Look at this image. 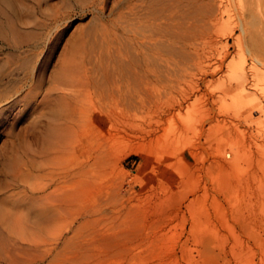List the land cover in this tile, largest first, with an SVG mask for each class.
<instances>
[{
	"label": "rangeland",
	"instance_id": "374dc122",
	"mask_svg": "<svg viewBox=\"0 0 264 264\" xmlns=\"http://www.w3.org/2000/svg\"><path fill=\"white\" fill-rule=\"evenodd\" d=\"M81 2L0 0V95L13 94L0 101V264H264V57L219 35L221 70L179 62L168 84L138 55L147 28L136 19L127 36L118 20L127 0H106L102 16ZM236 17L224 31L237 35ZM69 58L88 84L59 144L54 86ZM21 67L39 77L33 97ZM238 69L245 79L228 85Z\"/></svg>",
	"mask_w": 264,
	"mask_h": 264
},
{
	"label": "bare ground",
	"instance_id": "6f19581e",
	"mask_svg": "<svg viewBox=\"0 0 264 264\" xmlns=\"http://www.w3.org/2000/svg\"><path fill=\"white\" fill-rule=\"evenodd\" d=\"M81 1L83 2V5L90 4L92 9L94 10V14L96 12L98 15L102 16V14L104 13L106 0H81ZM127 1L128 2L125 3L126 6L124 5L126 7V12H123L125 14L122 16H120L118 14L120 16L118 20L121 21L122 18L124 19V20H122V22L126 23V26H124V30H125V32L128 33L127 36L132 31L130 25L135 24L133 22H136V19H137L138 23L141 24V25H139L140 27L147 28V30H146L147 33H143L141 35L142 40L138 42L139 46L141 48V49L137 48L138 55L141 56L143 54L146 60H150V59L154 60L155 65L157 67V70L159 72H163L165 74V76L167 77L168 84L171 83V72L173 71V65L176 63H179V62L184 64V65H186L187 63H191V64L193 63L196 67L201 68V69L207 68L208 66L212 65L213 70L211 71V73H214L217 70H221V68L223 66L222 65L223 60L228 55V53H226L224 51L221 52L220 50H217L216 53H213L212 49H213L214 45L221 42V40L219 38H217V37H219V35H221L222 37L225 36V37L234 38V40L237 44H240L242 42H244V43L246 42V44L248 45L247 48L249 49V51L252 52V54H254L253 55L254 60H257L258 55L264 57V40L260 38L262 33L264 32V31L262 32V30H264V28L263 29L261 28L262 26H264V0H227L226 4H222L223 3L222 0H217L218 2L219 1L220 2H219L218 6L216 5L217 6L216 14L214 13L215 11L213 12V10L211 9L212 6L208 7V6H210L209 5L210 3L208 0H127ZM211 2H212V0H211ZM215 4L216 3H214L213 5L215 6ZM204 7L206 8L205 11H204ZM191 8H192V10H193V8H195L197 15H199V17L194 21L192 20V22L190 20L191 17L193 16V15L192 16L190 15V12L192 11ZM122 11L123 10H121V12ZM203 12H205V14H203ZM120 14H122V13H120ZM232 14L238 15V17H236V18H238L237 24H238L240 31L238 32L239 34L237 33V35H235V32L233 31V29H228V30L226 29L224 31L223 27H221L223 24L225 25V21L223 22L224 15L231 16ZM59 15H61V14H59ZM206 15H209L210 17L209 16L206 17ZM234 16H236V15H234ZM228 18L230 19V17H228ZM53 20H54V18H53ZM228 23H226V25ZM56 24H57V22H56ZM231 25L232 24H230V26ZM193 26L195 27V29L198 28V34L197 35L194 34L193 36H190V34L193 32V30H195V29H192ZM225 26H224V28H225ZM228 26H229V24H228ZM233 26H235V24ZM252 27L253 28L257 27V28L253 31ZM258 27L261 28V30L259 29L260 31H258ZM228 28H230V27H228ZM234 28H236V27H234ZM221 29H223V30H221ZM121 35H122V33H121ZM50 37H51V35H50ZM52 41H54V40H52ZM39 43H40V41H39ZM49 47H50V45H49ZM225 47H226V43L223 44V48H225ZM70 55H72V54H70ZM94 57H95V55H94ZM152 60H150V61H152ZM84 62H85V60H84ZM137 62H138V59H137ZM95 65H97V63ZM135 66H137V65H135ZM90 69H91V67H90ZM38 71L39 70L37 68V72ZM204 71H205V69H204ZM55 72H57V71H55ZM82 72H84V69H81L77 60L75 58H71V59L69 58V59L65 60L64 63H62V65L60 66L59 78L57 81H55L56 84H55L54 88L57 90L59 89L60 104H61V100L62 101L64 100L63 103L66 105V107L62 109L64 111L59 116V131H58L59 132V136H58L59 144H61L62 135L66 136V132L73 130L74 127L79 122V120H77L78 114H77L76 110L73 108L74 106L72 105V103H70L69 100L71 98L73 101H76L77 97H78V93L81 92V90L85 87V85L87 86V84H88L85 81L86 79H84L86 77L83 75L80 76L81 75L80 73H82ZM18 74L22 75V77H21L22 79H19V82H21L24 79L23 81H24L25 85L27 83V87H28V93L27 94L33 97L37 93V91L39 90V86L36 84V80H37V78H39L38 75L33 70H30V71L27 69L25 70L24 67L20 71H18ZM84 74H87V73H84ZM86 76H88V75H86ZM90 76L91 75H89V77ZM125 77L117 78L118 79V81H117V85H118L117 86V88H118L117 93L118 94L117 95L119 97L115 101L111 100L116 105H118L120 102L119 100H121L123 98V94H126V92H125L126 90H124V88L126 87V84L130 82V81H128L130 79L129 78L127 79ZM245 77H246V73L242 69L234 70L233 74L228 78L227 84L231 85L234 82H239L241 79H245ZM20 88H22V87H20ZM19 90H17V88H14V89H11L10 91L17 93ZM3 91H1V93ZM157 91H160L159 87L156 88V92ZM42 93L43 92H41V94ZM3 95H5V94L2 93V95H0V101H3L5 99L9 98L13 94L7 95V96H5V98H3V97L1 98V96H3ZM76 95H77V97H76ZM87 97H89V96H87ZM108 97L111 98V96H107V98ZM99 98H101V97H99ZM123 99H125V98H123ZM102 100H104V99L102 98ZM34 101H36V100H34ZM94 101H96V100H94ZM98 101H100V100L98 99ZM132 101L134 102V99ZM138 101H140V100H138ZM12 102L14 103L15 100H12L11 104H12ZM90 102H92V100ZM18 103H20V102H18ZM92 103L94 104V102H92ZM106 104H107V102H106ZM109 104L110 103H108V105ZM133 104L134 103H132V105ZM137 105L135 103L133 105L134 106L133 108H136L137 110H139V107L138 108L136 107ZM92 106L94 107V105H92ZM98 106H99V104H98ZM98 106H96V107H98ZM101 106H102V104L100 105V107ZM119 106L120 105H118L116 107L120 108ZM121 106H123V105H121ZM75 107H79V105L75 106ZM83 108L84 107L81 104L80 107L78 108V110L82 111ZM101 108H103V107H101ZM110 108H111V112H113L114 109H112V107H110ZM4 109L5 108H0V115L4 114V111H5ZM107 109H108V107H107ZM136 109L134 111V114H137V113H135L137 111ZM108 112H110V111H108ZM82 113H83V111H82ZM118 113H119V110H118ZM122 114H123V112H122ZM123 117H124V115H123ZM230 150L233 151L234 153H236L237 147L231 146ZM54 166H55V164H54ZM89 166H90V164L88 162L87 163L83 162V163L78 164L77 165L78 174H80L81 177L85 178L87 175H89V169H88ZM19 169H21V168L19 167ZM20 172L22 173V171H20ZM56 172H57V170H56ZM56 176H57V174H56ZM54 182H56V181H54ZM43 184H45V182ZM39 185H40V183H39ZM52 185H54V184H52ZM51 187L53 189L52 191H54L55 187L54 188H53V186H51ZM57 187H59V183H58ZM55 195H54V197H55ZM43 197H45V195ZM54 200H56V199H54ZM56 207H57V205H56Z\"/></svg>",
	"mask_w": 264,
	"mask_h": 264
}]
</instances>
